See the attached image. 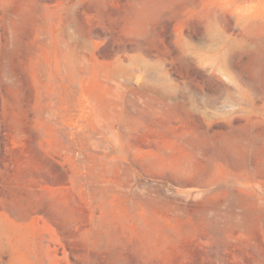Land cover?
I'll return each mask as SVG.
<instances>
[{"label":"rangeland","instance_id":"obj_1","mask_svg":"<svg viewBox=\"0 0 264 264\" xmlns=\"http://www.w3.org/2000/svg\"><path fill=\"white\" fill-rule=\"evenodd\" d=\"M0 264H264V0H0Z\"/></svg>","mask_w":264,"mask_h":264}]
</instances>
